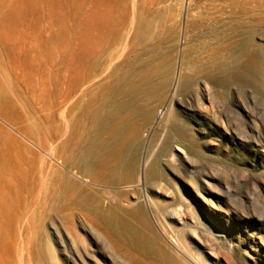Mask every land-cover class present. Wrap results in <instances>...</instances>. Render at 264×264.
<instances>
[{"label":"bare ground","instance_id":"6f19581e","mask_svg":"<svg viewBox=\"0 0 264 264\" xmlns=\"http://www.w3.org/2000/svg\"><path fill=\"white\" fill-rule=\"evenodd\" d=\"M159 2L112 0L60 29L56 119L9 121L0 133V264H211L173 215L228 246L213 227L226 228L215 192L227 186L188 166L205 126L220 125V90L251 65L248 1ZM24 4L0 0L5 89L19 85L8 78L6 42L15 33L25 48ZM208 96L215 108L204 112ZM251 136L264 145L258 130ZM263 241L248 254L255 264H264Z\"/></svg>","mask_w":264,"mask_h":264},{"label":"rangeland","instance_id":"374dc122","mask_svg":"<svg viewBox=\"0 0 264 264\" xmlns=\"http://www.w3.org/2000/svg\"><path fill=\"white\" fill-rule=\"evenodd\" d=\"M111 1L25 0L19 12V21L28 38L25 48L19 47L15 33L6 42L13 67L8 78L19 85L14 89L0 87V133L3 128H9V121L56 119L59 31L85 21L92 10L106 9ZM247 1L251 26L256 30L244 57L252 59L251 65L244 70L241 67L244 76L230 87L228 93L225 89L220 90L216 111L223 125L220 122L214 133L205 126L197 141L201 154L195 157L194 168L188 166L194 172L209 168L214 171L216 182L227 186L223 192H215L219 196L217 203L226 228L213 227L218 230V235L225 236L228 246L218 243L208 233L195 230L189 215L184 216L186 222L177 215H173L172 220L175 227L184 226L190 246L211 264H255L248 254L251 250H261L257 240H264V145L255 144L251 138L252 131L258 130L264 141V0ZM180 2L160 0L158 7L165 9L168 5L175 9ZM17 27L19 29V23ZM188 107L185 101L183 108ZM200 108L211 112L215 106L208 96L202 99ZM227 123L232 125L228 131L224 129ZM158 135H153L152 144ZM186 183L193 187V178H187ZM227 208L235 213L230 215Z\"/></svg>","mask_w":264,"mask_h":264}]
</instances>
